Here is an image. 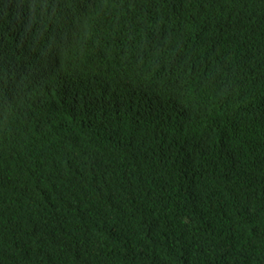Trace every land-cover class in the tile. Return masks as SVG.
Masks as SVG:
<instances>
[{"label":"trees","instance_id":"16d2710c","mask_svg":"<svg viewBox=\"0 0 264 264\" xmlns=\"http://www.w3.org/2000/svg\"><path fill=\"white\" fill-rule=\"evenodd\" d=\"M0 264H264V0H0Z\"/></svg>","mask_w":264,"mask_h":264}]
</instances>
